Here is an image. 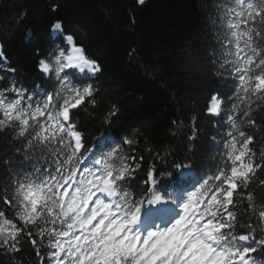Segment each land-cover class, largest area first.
Wrapping results in <instances>:
<instances>
[{"label":"snow or ice","instance_id":"1","mask_svg":"<svg viewBox=\"0 0 264 264\" xmlns=\"http://www.w3.org/2000/svg\"><path fill=\"white\" fill-rule=\"evenodd\" d=\"M146 2L134 0L137 8ZM62 4L49 0L43 27L27 30L32 80L9 50L21 25L42 13L22 7L14 27L0 29V136L8 134L0 155V181H7L0 185V264H24L25 257L29 264H187L196 240L205 252L199 264H264V0H212L218 35L206 57L203 102L188 117L176 110L169 144L147 152L138 144L151 138L137 129L151 121L124 126L123 101L105 104L103 60L89 52L82 26L60 13ZM127 55L141 59L138 47ZM142 68L154 79L162 71L148 62ZM102 105L99 124L111 132L91 138L81 115L95 121ZM202 142L211 163L198 165ZM37 146L42 158L33 161L28 154ZM188 172L200 179L177 218L143 238L101 211L138 180L145 188L160 182L180 188ZM140 212L137 205L128 216ZM181 222L183 242L153 251V242Z\"/></svg>","mask_w":264,"mask_h":264},{"label":"trees","instance_id":"2","mask_svg":"<svg viewBox=\"0 0 264 264\" xmlns=\"http://www.w3.org/2000/svg\"><path fill=\"white\" fill-rule=\"evenodd\" d=\"M211 4L212 0H147L143 8H137L134 0H63L60 13L82 26L81 34L89 52L103 60L105 104L109 98L123 101L128 108L121 121L124 126L151 121L146 129H137L151 138L152 142L147 143L142 137L138 144L145 152L153 144L162 149L169 144L167 124L176 110L182 109L188 117L203 102V90L210 81L206 57L210 42L218 35V26L213 25L215 16L211 14ZM48 5L49 0H0V29L14 27L13 17L22 7L30 12L42 13L41 17H30V23L21 25L9 50L10 59L28 80L33 79L31 74L34 69L31 47L26 43L27 30L29 27H43L44 17L49 14ZM130 8L132 11H129ZM108 9L112 12L111 16L107 14ZM133 13L135 24L132 23ZM4 34L0 31V35ZM137 47L141 59L130 62L127 53ZM146 62L162 69L155 79L143 71L142 65ZM103 107L97 111L95 121L89 122L86 115H81L82 121L88 123L91 138L111 132V129L99 124ZM7 135L0 136V155L6 150L4 141ZM171 146L175 147V144ZM28 155L33 161L41 159L42 149L37 146ZM211 156L207 143L202 142L195 157L197 164H203L207 159L211 163ZM199 179L200 174L188 172L186 184L180 188L163 182L145 188L138 180L132 187H125L122 193L117 190L113 197L117 202H111L108 212L118 214L120 223L127 224L130 219L128 212L137 205H141L142 212L157 197L178 210L187 199V191L192 190L189 186ZM4 183L7 181H0V185ZM260 195L264 196V190ZM122 231L127 233L125 225ZM261 258L257 256V259ZM24 264H29L26 257Z\"/></svg>","mask_w":264,"mask_h":264},{"label":"rangeland","instance_id":"3","mask_svg":"<svg viewBox=\"0 0 264 264\" xmlns=\"http://www.w3.org/2000/svg\"><path fill=\"white\" fill-rule=\"evenodd\" d=\"M259 135H261V133ZM98 199L103 200V197H99ZM105 203L111 204V201L108 200V201H105ZM158 205L163 206L165 204L164 203L163 204H160L159 203ZM166 206H167V209H163V208L162 209L161 208L160 209H154L155 210L154 213L156 214V217L155 218H149L148 220L146 219L147 221L146 220L145 221H142L143 214H141L140 216H138L134 220L132 218H130L129 219V222L127 224H125L127 233H130L133 236H135V235L138 234L141 238H143V236L148 231L155 230L158 227L159 228L166 227L175 218H177V216L179 214V211H180V208L177 210V208H175L171 204H168ZM149 210H150V208H149ZM104 215L110 221H115L116 222V225H119L120 224V216L118 214L113 213V212L109 213L108 212V209H105L104 210ZM163 215L167 217V220L166 221H163V223H161V225H158V222H156L157 221L156 219L157 218H161Z\"/></svg>","mask_w":264,"mask_h":264},{"label":"clouds","instance_id":"4","mask_svg":"<svg viewBox=\"0 0 264 264\" xmlns=\"http://www.w3.org/2000/svg\"><path fill=\"white\" fill-rule=\"evenodd\" d=\"M101 211H104V208L101 207ZM184 226V222L179 223L175 230L170 233L167 237L163 239H157L153 242V251H162L166 248L172 247L175 244L182 243L185 237L180 236V229ZM192 255L190 256L187 264H199V261L205 255L204 249L200 244L199 240L193 241L191 245Z\"/></svg>","mask_w":264,"mask_h":264},{"label":"bare ground","instance_id":"5","mask_svg":"<svg viewBox=\"0 0 264 264\" xmlns=\"http://www.w3.org/2000/svg\"><path fill=\"white\" fill-rule=\"evenodd\" d=\"M159 203H157L155 206L149 204L147 206V209H145L144 213H143V217H142V221H145L146 219L148 220L149 218H155L156 214L154 213L155 210L154 209H167V206L166 205H158ZM158 205V206H157ZM157 206V207H156ZM150 208V210H149ZM153 211V212H152ZM148 217V218H147ZM160 218H157L156 220H159ZM146 220V221H147Z\"/></svg>","mask_w":264,"mask_h":264}]
</instances>
